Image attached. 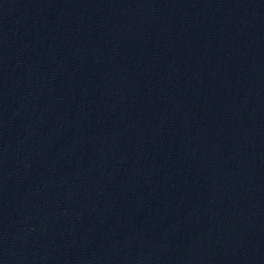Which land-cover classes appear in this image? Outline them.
Masks as SVG:
<instances>
[{"label": "water", "instance_id": "1", "mask_svg": "<svg viewBox=\"0 0 264 264\" xmlns=\"http://www.w3.org/2000/svg\"><path fill=\"white\" fill-rule=\"evenodd\" d=\"M0 264H264V0H0Z\"/></svg>", "mask_w": 264, "mask_h": 264}]
</instances>
